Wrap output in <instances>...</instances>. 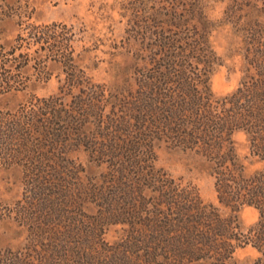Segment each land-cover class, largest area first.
<instances>
[{
	"label": "rangeland",
	"instance_id": "rangeland-1",
	"mask_svg": "<svg viewBox=\"0 0 264 264\" xmlns=\"http://www.w3.org/2000/svg\"><path fill=\"white\" fill-rule=\"evenodd\" d=\"M33 28L46 34L34 37ZM48 34L61 36L62 55L53 52V41L42 40ZM169 39L184 47L180 63H188L192 75H208L214 99L222 103L242 82L252 81L249 76H262L255 62L264 63V0H0V129L7 131L20 117L31 123L30 141L37 144L44 142L39 136L44 129L66 128L56 150L43 147L22 154L17 151L24 142L16 139L6 159H0L1 254L26 245V233L15 222L13 210L30 192L26 183L32 177H53L57 162L43 159V153L51 157L53 150L61 157L58 164L67 167L63 178L71 185L125 191L124 183L140 181L150 201L153 190L144 169L154 167L181 188L197 192L203 203L224 215L231 213L219 202L215 177L195 150L155 142L153 154L141 162L128 158L123 144L116 153L124 157L114 158L113 165L92 148L135 135L127 98L138 87L137 78L150 74L155 57H160L157 45ZM190 45L212 51L207 53L209 65L198 62L202 56ZM72 73L78 75L75 85L69 81ZM80 100L83 107L77 106ZM55 115L73 120L60 121ZM233 138L240 156L249 155L246 133L237 131ZM122 162L128 165L126 171ZM236 214L244 232L259 219L254 206L245 205ZM120 227L110 228L106 239L116 241ZM259 256L258 249L247 244L238 247L227 264H255Z\"/></svg>",
	"mask_w": 264,
	"mask_h": 264
},
{
	"label": "trees",
	"instance_id": "trees-1",
	"mask_svg": "<svg viewBox=\"0 0 264 264\" xmlns=\"http://www.w3.org/2000/svg\"><path fill=\"white\" fill-rule=\"evenodd\" d=\"M32 31L34 37L46 34L38 28ZM170 39L157 45L160 57H155L150 74H139L138 87L127 98L135 135L120 139V145L110 140L92 148L110 163L124 157L116 153L123 146L132 161H148L160 141L195 150L215 177L219 202L231 213L224 215L218 207L203 203L197 192L181 188L154 167H143L153 190L150 201L145 200V184L140 181L124 183L125 191L71 185L63 178L67 167L59 165L61 157L53 153L63 143L66 128H46L39 136L48 143L34 144L31 123L19 117L7 131L0 129V159H6L9 146L18 139L24 142L17 151L22 154L54 149L53 156L43 153V159L57 165L52 178L46 174L42 181L32 177L26 183L30 192L13 210L15 222L26 233V245L0 253V264H227L236 249L247 244L260 252L255 264H264V63L255 62H259L256 69L263 71L261 77L249 76L252 81L242 82L220 103L214 99L208 75H192L188 63H180L184 47L179 49ZM42 40L53 41L57 47L53 52L63 54L60 35L48 34ZM200 46L190 48L201 54L198 62L207 66L211 61L207 53H213ZM77 79L72 73L69 81L75 85ZM83 102L77 106L83 107ZM55 117L64 122L72 119ZM237 131L247 135L245 157L233 138ZM257 163L260 166L249 172ZM121 165L126 171L128 165ZM245 205L259 211V219L246 232L236 214ZM115 226H121V235L110 242L106 234Z\"/></svg>",
	"mask_w": 264,
	"mask_h": 264
}]
</instances>
